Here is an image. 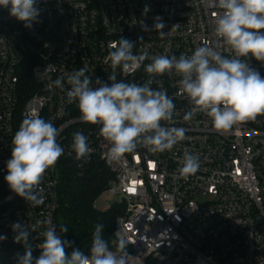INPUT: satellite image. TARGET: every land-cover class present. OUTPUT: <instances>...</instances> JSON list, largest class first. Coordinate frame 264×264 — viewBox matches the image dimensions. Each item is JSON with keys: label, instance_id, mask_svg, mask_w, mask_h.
Instances as JSON below:
<instances>
[{"label": "built area", "instance_id": "built-area-1", "mask_svg": "<svg viewBox=\"0 0 264 264\" xmlns=\"http://www.w3.org/2000/svg\"><path fill=\"white\" fill-rule=\"evenodd\" d=\"M37 6L40 15L31 28L0 7V236L6 237L0 241V264H16L17 254L25 252L23 243L14 242L13 223L29 228L34 257L48 226L37 221L51 220L62 235L59 210L66 170L83 175L94 164H104L112 174L105 192L121 212L111 248L118 234L125 237L128 264H264V115L223 132L201 113L185 121L192 106L179 94V77L158 76L151 86L166 90L176 106L166 126L184 128L186 139L171 151L150 154L138 148L109 162L100 126L82 122L76 103L67 101L66 76L74 70L86 67L94 87L96 78L108 82L110 43L123 37L134 43L135 55L147 52L138 69H116L118 81L143 84L151 56L178 58L216 44L213 27L221 10L211 0H38ZM157 17L164 23L163 36L153 28ZM219 51L229 55L222 45ZM249 63L264 77V63L251 56ZM29 71L34 85L26 95L20 81ZM61 76L64 88L47 90L49 77ZM30 116L51 121L64 149L45 174L44 204L35 207L4 180L11 139ZM77 131L94 149L88 162L76 160L71 149ZM185 151L200 157L199 170L187 180L178 172Z\"/></svg>", "mask_w": 264, "mask_h": 264}, {"label": "clouds", "instance_id": "clouds-1", "mask_svg": "<svg viewBox=\"0 0 264 264\" xmlns=\"http://www.w3.org/2000/svg\"><path fill=\"white\" fill-rule=\"evenodd\" d=\"M38 0H0L10 16L31 28L38 20ZM221 11L216 14L213 34L214 45L196 47L190 54L178 58L168 55H153L144 65L149 79L143 84L118 81L116 69L136 70L148 58L133 53L134 43L121 37L109 44L108 54L112 71L108 82L86 75L87 68L67 74L68 103H76L79 118L90 125H99V136L108 144L104 154L109 162L120 161L126 154L144 148L150 154L171 151L186 139L182 127L166 126L173 121L175 104L164 89H154V78L165 74L179 77V94L190 103L185 121L201 113L208 117L216 131H228L234 126L256 120L264 115V77L249 63V57L264 63V0H211ZM147 11V9L145 10ZM154 30L163 36L164 23L157 17ZM144 30H149L144 26ZM223 46L229 55L219 51ZM64 76L51 80L47 90L64 88ZM59 129L51 121L39 116L25 117L11 139V158L6 161L7 174L4 180L10 190L35 207L44 204L43 189L46 172L54 168L64 153L58 143ZM71 149L75 159L88 162L94 149L89 146L83 132L73 133ZM178 169L185 180L200 168L198 154L185 151ZM47 224L41 233L42 241L35 245L40 254L33 256V244L28 227L13 223L14 242L23 243L25 252L17 254L16 264H128L130 254L127 240L117 235L115 250L104 238V225L97 223L92 233L91 245L85 253L73 247L74 241L58 234L51 220L37 221ZM35 226H33V229ZM69 228L61 224L59 231ZM6 239L0 236V241ZM71 248L69 252L68 249Z\"/></svg>", "mask_w": 264, "mask_h": 264}, {"label": "trees", "instance_id": "trees-1", "mask_svg": "<svg viewBox=\"0 0 264 264\" xmlns=\"http://www.w3.org/2000/svg\"><path fill=\"white\" fill-rule=\"evenodd\" d=\"M22 92L30 93L34 81L30 71L25 75V81H20ZM112 174L104 164L90 166L83 175L75 168H68L62 179V207L59 210V225H66L69 230L62 233L64 239L74 241L73 247H79L87 253L94 226L97 223L104 225V238L109 242L113 238L115 220L121 212V207L112 204L106 210H100L95 202L109 187ZM71 251V248L68 249Z\"/></svg>", "mask_w": 264, "mask_h": 264}, {"label": "rangeland", "instance_id": "rangeland-1", "mask_svg": "<svg viewBox=\"0 0 264 264\" xmlns=\"http://www.w3.org/2000/svg\"><path fill=\"white\" fill-rule=\"evenodd\" d=\"M114 202V198L109 195L107 192H104L95 202V205L100 210L108 209Z\"/></svg>", "mask_w": 264, "mask_h": 264}]
</instances>
